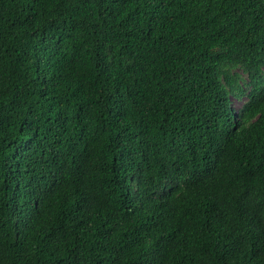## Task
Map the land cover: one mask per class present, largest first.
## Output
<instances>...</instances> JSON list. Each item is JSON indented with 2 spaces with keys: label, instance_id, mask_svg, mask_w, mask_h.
<instances>
[{
  "label": "trees",
  "instance_id": "1",
  "mask_svg": "<svg viewBox=\"0 0 264 264\" xmlns=\"http://www.w3.org/2000/svg\"><path fill=\"white\" fill-rule=\"evenodd\" d=\"M0 264H264V0H0Z\"/></svg>",
  "mask_w": 264,
  "mask_h": 264
},
{
  "label": "snow or ice",
  "instance_id": "2",
  "mask_svg": "<svg viewBox=\"0 0 264 264\" xmlns=\"http://www.w3.org/2000/svg\"><path fill=\"white\" fill-rule=\"evenodd\" d=\"M239 103H240L241 107H244L246 105L247 101L246 100H240Z\"/></svg>",
  "mask_w": 264,
  "mask_h": 264
},
{
  "label": "rangeland",
  "instance_id": "3",
  "mask_svg": "<svg viewBox=\"0 0 264 264\" xmlns=\"http://www.w3.org/2000/svg\"><path fill=\"white\" fill-rule=\"evenodd\" d=\"M235 106H238V103L236 101H232Z\"/></svg>",
  "mask_w": 264,
  "mask_h": 264
}]
</instances>
